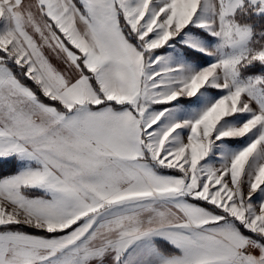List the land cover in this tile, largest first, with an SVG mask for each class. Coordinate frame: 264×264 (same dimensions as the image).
<instances>
[{
    "label": "snow or ice",
    "instance_id": "1",
    "mask_svg": "<svg viewBox=\"0 0 264 264\" xmlns=\"http://www.w3.org/2000/svg\"><path fill=\"white\" fill-rule=\"evenodd\" d=\"M0 264H264V0H0Z\"/></svg>",
    "mask_w": 264,
    "mask_h": 264
}]
</instances>
